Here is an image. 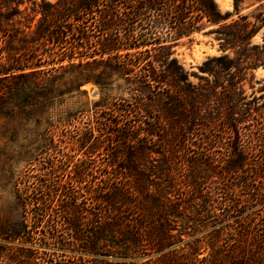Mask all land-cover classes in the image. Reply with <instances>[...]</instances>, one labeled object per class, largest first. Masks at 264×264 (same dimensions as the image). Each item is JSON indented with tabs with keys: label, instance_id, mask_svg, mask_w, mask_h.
<instances>
[{
	"label": "trees",
	"instance_id": "1",
	"mask_svg": "<svg viewBox=\"0 0 264 264\" xmlns=\"http://www.w3.org/2000/svg\"><path fill=\"white\" fill-rule=\"evenodd\" d=\"M21 1L0 0V119L24 107L40 113L78 91L82 81L102 85L113 74L133 72L142 99L95 117L68 137L84 156L96 154L119 167L120 177H107L100 192L85 194L67 181L27 177L15 193L24 219L16 225L0 219L1 241L36 239L115 260L33 256L30 249L0 245V264H264V110L246 133L247 111L233 81L242 64L221 55L203 63L211 70L198 68L229 75L227 86L217 84L223 90L211 102L214 116L204 107V88L184 93L170 82L189 84L175 58L161 61L168 76L150 66L149 52L170 48L167 28L199 31L229 14L221 15L214 0H41L34 23V9L23 15ZM98 66L102 70L94 73ZM58 70L71 71V79L63 81ZM210 125L234 135L204 137L194 157L185 134ZM53 137L38 145L39 154L65 155Z\"/></svg>",
	"mask_w": 264,
	"mask_h": 264
},
{
	"label": "rangeland",
	"instance_id": "2",
	"mask_svg": "<svg viewBox=\"0 0 264 264\" xmlns=\"http://www.w3.org/2000/svg\"><path fill=\"white\" fill-rule=\"evenodd\" d=\"M56 1L43 0L48 4H53ZM21 2L18 9L24 10L23 15L31 13V10L34 9L31 15H36L35 23L41 16L38 13V5L41 0H22ZM214 3L221 15L229 14L227 20L217 24L204 23L199 31L187 33L185 30L167 28L169 35L165 36V43L169 44L170 48L162 52H149L152 56L150 66L155 69L156 73L168 76L169 74L165 72V66L161 64V61L166 57L175 58L177 60L176 71L186 72L189 84L177 80L170 82L178 86L179 90L184 93L200 91V88H204L200 91L202 95L205 94V101H207L204 103V107L210 115L214 116L217 110H211V102L223 90L217 84L227 86L229 75L218 71L217 68L209 73H202L198 68L211 70V63L206 66L203 63L207 59L221 55L239 59L244 69L240 76L234 77L233 81L238 82L236 86L243 98V108L247 111V113L245 111L247 120L244 124L248 127L247 130H244L247 133L254 129L252 117H257V114L264 110V0H214ZM19 18L16 16L13 20H20L21 18ZM240 35L243 36V40L234 39L235 36ZM146 48L150 49L151 46H146ZM139 49L143 50L144 48ZM93 67L90 65L82 72L88 74ZM93 70L94 73L99 72L102 67L98 66ZM136 70L139 69L136 68ZM58 74H62L63 81H68L72 77L69 70L65 73L58 70ZM211 81L217 85L215 88L211 89ZM138 86L133 72L121 76L113 74L105 79L102 85L91 80L82 81L78 91L72 90L64 93L55 100L52 106L40 113H34L35 109L33 108L24 107L22 113L17 111L12 117L1 118L0 219L12 225H16L24 219V208L19 204L15 193L16 188L22 187V184L18 182L27 177L35 183H38L40 179L67 181L70 188L82 194L88 191L98 193L105 183L109 182L107 177H120L119 167L109 166L96 154L92 157L84 156V150L78 151L73 148L68 137L74 130L82 129L95 117L105 114V112L115 114L113 111L117 106L134 104L142 97L137 92ZM50 133L54 136L53 143L58 145L60 152L65 155L53 154L51 150L41 154L37 152L38 145L43 142V139L49 137ZM42 134H44L43 137ZM214 135L225 138L234 134L226 133L224 128L218 126H196L185 134V138H189L191 141L188 146L192 151L190 153L194 152L192 155L197 156L204 145V137L212 139ZM60 140L63 141L60 142ZM188 155L186 150H183V156L189 157ZM143 166L148 165L140 167ZM183 173L186 174L185 168ZM76 176L82 178L80 183L75 181ZM41 226L36 228L34 237L40 236ZM28 227H30V222H28ZM0 245L30 249L34 252L33 256L82 257L96 261L115 260L100 254H82L72 250L53 249L40 244L36 239L30 242L0 240ZM145 259H148V256L142 257L140 260Z\"/></svg>",
	"mask_w": 264,
	"mask_h": 264
}]
</instances>
